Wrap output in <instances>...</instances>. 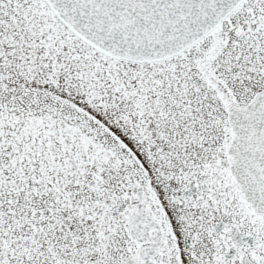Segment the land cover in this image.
<instances>
[{
  "label": "snow or ice",
  "instance_id": "obj_1",
  "mask_svg": "<svg viewBox=\"0 0 264 264\" xmlns=\"http://www.w3.org/2000/svg\"><path fill=\"white\" fill-rule=\"evenodd\" d=\"M0 264H264V0H0Z\"/></svg>",
  "mask_w": 264,
  "mask_h": 264
}]
</instances>
